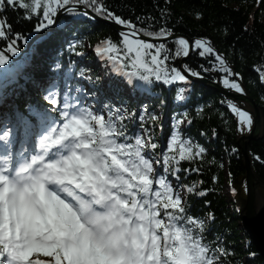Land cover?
I'll list each match as a JSON object with an SVG mask.
<instances>
[{"label":"snow or ice","instance_id":"1","mask_svg":"<svg viewBox=\"0 0 264 264\" xmlns=\"http://www.w3.org/2000/svg\"><path fill=\"white\" fill-rule=\"evenodd\" d=\"M157 8L159 21L125 17L107 0H0V105L32 87L25 111L8 104L14 116L0 113V264H225L226 237L208 235L214 213L192 211L190 197L208 194L204 181L182 182L202 171L191 165L208 151L185 132L194 119L186 102L193 78L216 72L225 89L243 95V76L207 38L190 43L179 36L173 55L162 42L175 36L168 12ZM9 9L23 12L17 23L35 19L33 31H16ZM100 19L120 26L119 40L83 38L85 22ZM53 30L75 35L36 65L35 52L22 44L35 45L36 34L42 40ZM87 48L103 75L72 60L88 56ZM193 48L207 66L170 62ZM255 71L264 83V65ZM166 89L185 103L176 104L161 148L156 129H163L167 98L135 107L128 98L163 96ZM220 103L238 117L241 135L252 130L249 111L231 98ZM203 107L195 104L197 116Z\"/></svg>","mask_w":264,"mask_h":264},{"label":"trees","instance_id":"2","mask_svg":"<svg viewBox=\"0 0 264 264\" xmlns=\"http://www.w3.org/2000/svg\"><path fill=\"white\" fill-rule=\"evenodd\" d=\"M107 3L118 14L125 17L135 19L136 16H154L157 21L160 20V12L157 8L159 5L168 12L167 23L169 27L173 28L175 34L185 35L192 40L201 37L209 39L214 48L225 55L235 71L242 74L243 86L261 110L264 124V99H261L264 96V83L259 81L255 71L256 67L264 65V4H257L256 0H107ZM5 15L16 31L25 33L33 31L35 19L33 21L21 20L17 23L18 16L23 15L22 11L9 9ZM246 25L247 28H245ZM159 26L157 23L156 27ZM85 28L87 31L83 33V38L90 44H95L108 37L115 40L120 39L116 30L97 21L91 24L86 21ZM72 35L75 33L70 35L66 31L54 30L43 40L36 41L29 50L35 52L34 63L39 65L41 61L54 55L56 49L66 40H70ZM31 40L29 39L27 45ZM174 41L165 42L173 55L177 47ZM27 45L22 44V51L27 48ZM4 46V41L0 40V48ZM85 51L88 56L72 57V60L99 73L92 49L87 48ZM208 59H212V57ZM170 62L175 64V61ZM185 63H189L193 67L199 64L207 66L206 59L200 58L195 49ZM37 75H42L39 68H37ZM201 78L219 82L220 74L205 73ZM18 91L19 96H13V99L15 105H18L19 110L23 112L25 105L29 102V93L32 91V87L29 84L28 92ZM173 91L166 89L163 96H156L153 93L133 101L128 98L132 106H136L141 100L154 106L158 105L161 99L167 98L168 103L162 109L163 129L159 127L156 129L157 140L161 148L166 146L171 131V114L177 110V102L173 100ZM224 98L226 97L212 88L194 84L190 100L186 102L194 119L191 126L185 127V132L204 145L208 151L202 161L197 160L191 165L192 167H201L202 171L191 173L186 177L182 176V182L191 184L193 181H204L202 188L207 189L208 194L204 197L196 195L190 197L192 211L198 215L206 214L209 211L214 213L215 220L211 222L208 235L211 237L214 233H223L226 237L230 255L224 257L225 264H264L263 258L242 227L239 217L237 208L239 192L246 195V184L243 183L240 186V181L245 177L246 171L244 159L237 144L239 136L237 122L233 113L220 103ZM40 102L43 103V100ZM195 104L204 106L200 116L196 115ZM8 112L14 116L15 108H10ZM221 113L224 115L221 116ZM213 129L217 131L216 137L212 135ZM201 131H204L206 135L201 136ZM232 147L237 148L238 152L232 153L230 151ZM160 150V148L157 149V151ZM249 150L256 175L264 181V162H262L264 161V136L257 141H252ZM256 155H259L261 160H256ZM221 162H223L222 168L220 167ZM181 166L189 167L190 165L187 162H182ZM214 176L217 177L216 180H213ZM228 185L236 190L230 199L225 193ZM205 201L210 202V205Z\"/></svg>","mask_w":264,"mask_h":264},{"label":"water","instance_id":"3","mask_svg":"<svg viewBox=\"0 0 264 264\" xmlns=\"http://www.w3.org/2000/svg\"><path fill=\"white\" fill-rule=\"evenodd\" d=\"M97 22L110 26L117 32H119L120 30L119 25H115L111 22H107L102 19L97 20ZM53 31L48 32L46 36L50 35ZM179 36H183L184 38L189 39L190 43L191 41H193L191 38L185 35L175 34L173 38H169L166 41L162 42L175 40ZM144 38L150 39L153 42H157L154 38ZM35 40H41L39 34L36 35ZM33 44L34 40L32 39L24 51H29ZM193 51L194 48L190 51V55L188 57L182 56L176 59L175 65L180 66L182 63H185L192 56ZM19 56H21V54ZM233 69L235 70V68ZM194 84H200L205 87L212 88L222 94L224 97L233 99L234 102L240 105L247 103L251 107V109L248 111L253 116L254 123L252 131L248 135L238 136L237 141L238 147L244 159V167L246 171L245 177L240 181V186L245 183L247 189L246 195H244V193L242 192H239L237 208L239 217L241 218L242 227L244 228L250 240L254 243L258 253L264 260V181H262L256 175L249 150L252 141H257L264 136L263 114L247 92H245V94L243 95L235 93L234 91L230 92L229 90L225 89L220 82L210 81L206 78H193V85Z\"/></svg>","mask_w":264,"mask_h":264},{"label":"rangeland","instance_id":"4","mask_svg":"<svg viewBox=\"0 0 264 264\" xmlns=\"http://www.w3.org/2000/svg\"><path fill=\"white\" fill-rule=\"evenodd\" d=\"M91 49V48H90ZM93 53V52H92ZM95 62H96V68L99 70V73L101 74V75H103V73H102V70H101V65L99 64V62L97 61V60H95ZM130 99H131V101H133V100H136L137 99V97H129ZM6 102V105H8V104H12V102H9V100H7V101H5ZM177 103H183V102H179V101H176ZM144 103H148V102H144ZM176 103V104H177ZM237 105L239 106V107H241V108H243V109H245V110H250L251 109V107H250V105L249 104H247V103H244V104H242V105H240V104H238L237 103ZM133 107H135V106H133ZM234 115V117H235V119H236V122H237V127H238V117L235 115V114H233ZM163 120H164V115H163ZM254 123V122H253ZM253 128V127H252ZM252 131V130H251ZM250 131V132H251ZM238 132V131H237ZM250 132H245L243 135H241V133H239L238 132V135L239 136H245V135H248V134H250ZM158 171H161L162 172V169H159V167H158Z\"/></svg>","mask_w":264,"mask_h":264},{"label":"bare ground","instance_id":"5","mask_svg":"<svg viewBox=\"0 0 264 264\" xmlns=\"http://www.w3.org/2000/svg\"><path fill=\"white\" fill-rule=\"evenodd\" d=\"M5 104H6V102H5ZM225 193L229 196V199L232 197V192H231V187H230V185H228V186L226 187Z\"/></svg>","mask_w":264,"mask_h":264}]
</instances>
